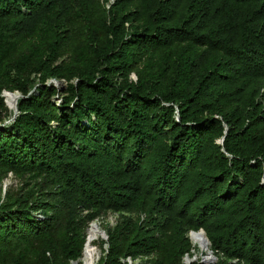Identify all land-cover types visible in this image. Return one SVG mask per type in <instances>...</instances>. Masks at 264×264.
<instances>
[{"label": "trees", "instance_id": "1", "mask_svg": "<svg viewBox=\"0 0 264 264\" xmlns=\"http://www.w3.org/2000/svg\"><path fill=\"white\" fill-rule=\"evenodd\" d=\"M0 123V264H264V0H0Z\"/></svg>", "mask_w": 264, "mask_h": 264}, {"label": "bare ground", "instance_id": "2", "mask_svg": "<svg viewBox=\"0 0 264 264\" xmlns=\"http://www.w3.org/2000/svg\"><path fill=\"white\" fill-rule=\"evenodd\" d=\"M7 99L11 103L15 104V95L14 94H12L11 96H8ZM100 230H101V226L98 222L92 223L88 229L86 246L84 249V254L81 258L85 264H96L98 261L101 250L95 244V241L102 238ZM192 241H193V244L195 245V247L199 248V252H201V255L207 254V252L210 249V245L208 243H205L206 241H204V239L200 240L196 234H192ZM195 252H196V249H195ZM196 255H198V254H196Z\"/></svg>", "mask_w": 264, "mask_h": 264}, {"label": "water", "instance_id": "3", "mask_svg": "<svg viewBox=\"0 0 264 264\" xmlns=\"http://www.w3.org/2000/svg\"><path fill=\"white\" fill-rule=\"evenodd\" d=\"M55 83H60L62 85V82L60 81H57V80H53ZM5 96H6V93H12L15 95V107H14V113H15V116L17 115L18 113V106H17V103H18V99L22 96V94L20 92H10V91H5ZM14 116V118H15ZM224 140V137L220 140V142L222 143ZM100 233H101V236L103 239L107 240L108 239V234L106 233V230H100ZM192 234H196L197 237H199L200 240H203L206 241L205 243H208L210 246H211V241L205 231V229L201 228L199 229L198 231H195V230H192L190 232V238L192 239ZM85 246H86V243H85ZM85 249V247H84ZM84 252V251H83ZM209 254V255H208ZM185 261L186 263L188 264H191L192 262H195V261H198V257L197 255H193L192 257L186 255L185 256ZM217 261V256L214 254L213 250L210 248L209 251L207 252L206 255H202L201 256V259L199 260L200 263L202 264H213ZM72 264H78V260L77 261H74ZM83 264H85L83 262Z\"/></svg>", "mask_w": 264, "mask_h": 264}, {"label": "rangeland", "instance_id": "4", "mask_svg": "<svg viewBox=\"0 0 264 264\" xmlns=\"http://www.w3.org/2000/svg\"><path fill=\"white\" fill-rule=\"evenodd\" d=\"M53 83L55 84V85H57L61 90H63V88H62V86L64 87V85L65 84H58V83H55L54 81H53ZM4 96H5V93H4ZM59 98V96H57L56 98H55V101H58L57 99ZM5 100H6V103H7V105H8V107H9V110L11 111V112H14V107H15V105H14V103H11L10 101H8V99L6 98V96H5ZM19 100V99H18ZM5 117H6V115H5ZM6 122L8 123V122H10V120L9 119H7L6 120ZM1 125H3V124H1L0 123V126ZM17 184H19V179L18 178H16L13 174H10V176L5 180V189H6V187H8L9 185H14V186H17ZM117 219H118V214L117 213H109L105 218L103 217V218H101V219H98L96 222H98L99 224H100V226H101V229L103 230L104 229V223H109L110 225H114L116 222H117ZM105 230V229H104ZM87 232H88V230H87ZM103 240H105V239H103V238H101V239H99V240H97V241H95V244L100 248V250H101V253H100V256L102 255V252H103V249L105 248V247H107V246H105V245H103ZM195 246V245H194ZM200 253V254H199ZM196 254H198L197 255V257L199 258L200 256H202L201 255V252H199V248L198 247H196ZM195 254V255H196ZM100 256H99V258H100ZM99 258H98V260H99ZM98 262V261H97ZM83 264V261H82V259L80 258V260L78 261V264Z\"/></svg>", "mask_w": 264, "mask_h": 264}]
</instances>
